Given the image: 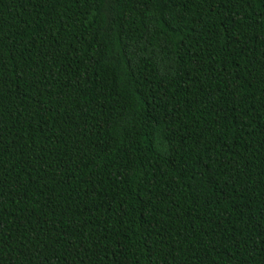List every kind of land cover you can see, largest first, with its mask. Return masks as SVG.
Here are the masks:
<instances>
[{
  "label": "trees",
  "instance_id": "16d2710c",
  "mask_svg": "<svg viewBox=\"0 0 264 264\" xmlns=\"http://www.w3.org/2000/svg\"><path fill=\"white\" fill-rule=\"evenodd\" d=\"M0 264H264V0H0Z\"/></svg>",
  "mask_w": 264,
  "mask_h": 264
}]
</instances>
